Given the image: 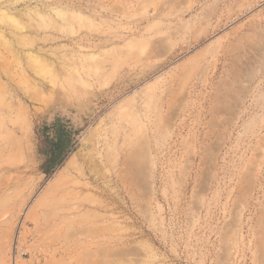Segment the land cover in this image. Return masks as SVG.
<instances>
[{
  "label": "rangeland",
  "instance_id": "374dc122",
  "mask_svg": "<svg viewBox=\"0 0 264 264\" xmlns=\"http://www.w3.org/2000/svg\"><path fill=\"white\" fill-rule=\"evenodd\" d=\"M263 37L264 0H0V264H264Z\"/></svg>",
  "mask_w": 264,
  "mask_h": 264
},
{
  "label": "crops",
  "instance_id": "0c3cea01",
  "mask_svg": "<svg viewBox=\"0 0 264 264\" xmlns=\"http://www.w3.org/2000/svg\"><path fill=\"white\" fill-rule=\"evenodd\" d=\"M10 134H12V136H13V143H12V148H11V152H12V154L13 155H15L16 156V160L18 159V161L17 162H15V164H19L21 161H23V158H24V156H22V153H23V151H24V137H23V135L22 134H18V133H16V132H9ZM9 148L7 147V148H5V150H4V154H9ZM24 154V153H23ZM23 192H24V190H23ZM7 192L6 191H4V192H2V194H1V196H7V194H6Z\"/></svg>",
  "mask_w": 264,
  "mask_h": 264
},
{
  "label": "bare ground",
  "instance_id": "6f19581e",
  "mask_svg": "<svg viewBox=\"0 0 264 264\" xmlns=\"http://www.w3.org/2000/svg\"><path fill=\"white\" fill-rule=\"evenodd\" d=\"M253 27V26H252ZM260 31V30H259ZM257 34V33H256ZM264 38V37H263ZM171 101V100H170ZM123 110V109H122ZM139 115V114H138ZM135 116V115H134ZM212 117V116H211ZM135 118V117H134ZM133 118V119H134ZM138 124V123H137ZM140 124V123H139ZM137 127V126H136ZM142 127V126H141ZM137 129V128H136ZM136 135V134H135ZM138 136H139V133H138ZM139 141V140H138ZM134 142V141H133ZM209 144V143H208Z\"/></svg>",
  "mask_w": 264,
  "mask_h": 264
}]
</instances>
